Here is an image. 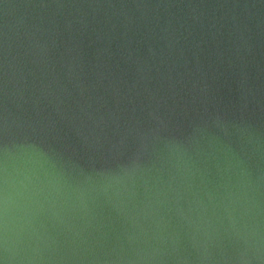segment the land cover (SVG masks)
I'll list each match as a JSON object with an SVG mask.
<instances>
[{"label":"clouds","instance_id":"9594fccd","mask_svg":"<svg viewBox=\"0 0 264 264\" xmlns=\"http://www.w3.org/2000/svg\"><path fill=\"white\" fill-rule=\"evenodd\" d=\"M0 264H264V0H0Z\"/></svg>","mask_w":264,"mask_h":264}]
</instances>
